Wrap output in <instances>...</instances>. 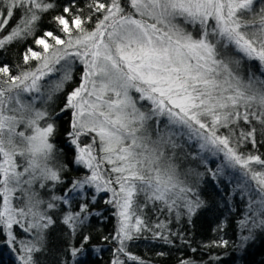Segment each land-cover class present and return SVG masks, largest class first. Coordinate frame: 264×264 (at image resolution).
<instances>
[{
  "label": "snow or ice",
  "instance_id": "6c2138e0",
  "mask_svg": "<svg viewBox=\"0 0 264 264\" xmlns=\"http://www.w3.org/2000/svg\"><path fill=\"white\" fill-rule=\"evenodd\" d=\"M261 149L264 0H0V243L18 264H85L102 193L110 264H148L128 248L145 232L190 246L170 225L242 202L236 240L217 218L208 260L176 262L224 264L213 250L264 235Z\"/></svg>",
  "mask_w": 264,
  "mask_h": 264
},
{
  "label": "trees",
  "instance_id": "16d2710c",
  "mask_svg": "<svg viewBox=\"0 0 264 264\" xmlns=\"http://www.w3.org/2000/svg\"><path fill=\"white\" fill-rule=\"evenodd\" d=\"M69 117L64 116L63 120L60 121V129L63 132L64 128L67 127V121ZM58 140H63V137H58ZM264 152V149H261ZM70 155V153H69ZM213 160L210 159L209 163L212 164ZM83 171H76L73 169L71 175L73 177L83 174ZM227 182V180H226ZM231 187V185H229ZM207 195L214 199L220 206L221 209L224 208L223 200L221 195H217V189L213 184L206 185ZM219 189L222 195L223 185H219ZM58 194V193H57ZM111 194L108 193L104 199H101L103 194L97 196L94 205H91V210L93 215L89 217L87 222V228L89 234L93 236L92 245L90 253L83 257L85 264H110L113 258V253L115 249V244L112 241H103L102 236L108 235L112 232L113 226L116 221L112 215L113 209L110 205L104 203ZM230 200V205H235L237 200L234 197L228 195ZM244 208L242 202H240V207L233 208L232 212L227 210L224 211V216L219 215L218 210L212 212H207L194 218L192 226H188L180 223V225H170L173 227L174 231H182L184 233L185 239L189 241L190 246L186 245L183 240L176 241L174 245H166L163 242L153 239L150 233H143L142 237L129 242L128 248L132 254L137 255L148 262V264H176L179 257L185 255H194L197 257H203L204 261L208 260V250L202 247L203 244L208 243L211 240L217 238L218 233L215 231L217 218L223 220L225 217L229 220V225L225 228V238L230 240L237 239V231L235 229L233 221L238 219L239 213ZM147 212V209H145ZM99 214V215H96ZM152 221L155 222L156 216H159L160 220H164V215L160 213H149ZM58 233L54 236L56 243H59ZM99 247L102 250L97 251L96 248ZM197 248V253H191V248ZM164 253V255H160ZM219 255L224 261V264H264V235H257L256 239L249 242L248 247L245 250H239L234 247L228 249H216L212 251V256ZM124 259V257H121ZM55 259V257H53ZM0 264H18L15 255L10 251V249L0 243ZM126 264H134L132 261H126Z\"/></svg>",
  "mask_w": 264,
  "mask_h": 264
},
{
  "label": "rangeland",
  "instance_id": "374dc122",
  "mask_svg": "<svg viewBox=\"0 0 264 264\" xmlns=\"http://www.w3.org/2000/svg\"><path fill=\"white\" fill-rule=\"evenodd\" d=\"M212 159H216V158H212ZM102 194H103V196H102L101 199H104V197H105L107 194H104V193H102Z\"/></svg>",
  "mask_w": 264,
  "mask_h": 264
}]
</instances>
